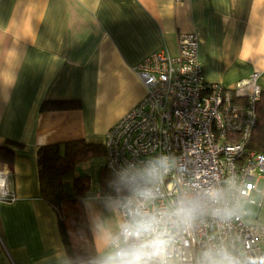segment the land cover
Wrapping results in <instances>:
<instances>
[{
    "label": "crops",
    "instance_id": "crops-1",
    "mask_svg": "<svg viewBox=\"0 0 264 264\" xmlns=\"http://www.w3.org/2000/svg\"><path fill=\"white\" fill-rule=\"evenodd\" d=\"M180 33L196 36L206 83L231 87L257 73L264 94V0H0V147L13 152L0 171L15 195L0 200V264H71L40 195L38 149L102 144L145 94L135 67L158 51L176 57ZM48 102L78 106L41 110ZM103 164L74 168L89 178L92 264L113 253L120 227L113 198L100 195ZM246 210L249 224L264 226V200Z\"/></svg>",
    "mask_w": 264,
    "mask_h": 264
},
{
    "label": "built area",
    "instance_id": "built-area-1",
    "mask_svg": "<svg viewBox=\"0 0 264 264\" xmlns=\"http://www.w3.org/2000/svg\"><path fill=\"white\" fill-rule=\"evenodd\" d=\"M177 43L176 57L158 51L135 67L145 94L104 135L103 167L126 190L112 197L120 227L109 248L134 243L125 229L152 215L166 241L154 264H264V226L246 220V205L264 200V154L249 148L258 74L208 84L196 36L180 33ZM0 200H15L2 171ZM181 204L197 209L190 220L173 215Z\"/></svg>",
    "mask_w": 264,
    "mask_h": 264
},
{
    "label": "trees",
    "instance_id": "trees-1",
    "mask_svg": "<svg viewBox=\"0 0 264 264\" xmlns=\"http://www.w3.org/2000/svg\"><path fill=\"white\" fill-rule=\"evenodd\" d=\"M76 103H44L41 110H60L77 107ZM257 120L249 148L264 154V94L256 105ZM12 150L0 147V162H8ZM104 156L102 144L73 140L62 144L40 147L37 152V169L40 195L57 214L63 245L71 264H92L97 253L85 216L83 200L89 189V178L76 176V165ZM100 195L117 197L126 194L125 188L104 167L99 173ZM241 264V263H239Z\"/></svg>",
    "mask_w": 264,
    "mask_h": 264
},
{
    "label": "clouds",
    "instance_id": "clouds-1",
    "mask_svg": "<svg viewBox=\"0 0 264 264\" xmlns=\"http://www.w3.org/2000/svg\"><path fill=\"white\" fill-rule=\"evenodd\" d=\"M155 172V168L149 169L148 176H153ZM196 211L194 206L181 204L173 215L181 221H187ZM157 224L158 220L155 216H140L124 231L125 239H131L134 243L128 247H118L116 251L104 257L99 264H154L156 257H162L166 244L162 234L157 231ZM160 264H164L163 259Z\"/></svg>",
    "mask_w": 264,
    "mask_h": 264
},
{
    "label": "rangeland",
    "instance_id": "rangeland-1",
    "mask_svg": "<svg viewBox=\"0 0 264 264\" xmlns=\"http://www.w3.org/2000/svg\"><path fill=\"white\" fill-rule=\"evenodd\" d=\"M96 158H98V157H96ZM96 158H93V159H96ZM262 186H264V182L260 181L258 184V188H261Z\"/></svg>",
    "mask_w": 264,
    "mask_h": 264
}]
</instances>
